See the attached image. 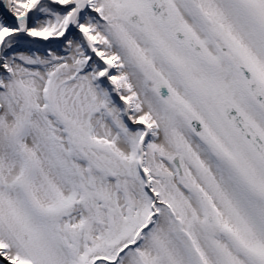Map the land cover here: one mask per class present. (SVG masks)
Returning a JSON list of instances; mask_svg holds the SVG:
<instances>
[{"label":"snow or ice","instance_id":"6c2138e0","mask_svg":"<svg viewBox=\"0 0 264 264\" xmlns=\"http://www.w3.org/2000/svg\"><path fill=\"white\" fill-rule=\"evenodd\" d=\"M0 264H264V0H0Z\"/></svg>","mask_w":264,"mask_h":264}]
</instances>
